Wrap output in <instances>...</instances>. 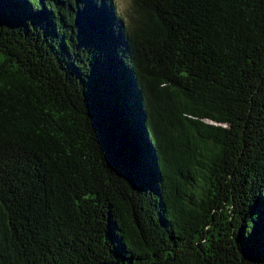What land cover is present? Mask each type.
<instances>
[{"label": "trees", "instance_id": "16d2710c", "mask_svg": "<svg viewBox=\"0 0 264 264\" xmlns=\"http://www.w3.org/2000/svg\"><path fill=\"white\" fill-rule=\"evenodd\" d=\"M0 0V264H264V0Z\"/></svg>", "mask_w": 264, "mask_h": 264}, {"label": "rangeland", "instance_id": "374dc122", "mask_svg": "<svg viewBox=\"0 0 264 264\" xmlns=\"http://www.w3.org/2000/svg\"><path fill=\"white\" fill-rule=\"evenodd\" d=\"M117 10L121 15L128 19L131 11V1L130 0H113Z\"/></svg>", "mask_w": 264, "mask_h": 264}, {"label": "water", "instance_id": "95a60500", "mask_svg": "<svg viewBox=\"0 0 264 264\" xmlns=\"http://www.w3.org/2000/svg\"><path fill=\"white\" fill-rule=\"evenodd\" d=\"M99 264H118V263L109 262V263H99Z\"/></svg>", "mask_w": 264, "mask_h": 264}]
</instances>
